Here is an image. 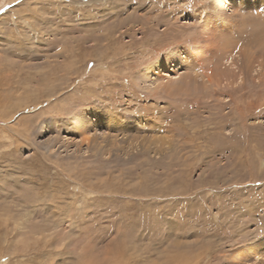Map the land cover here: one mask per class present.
Wrapping results in <instances>:
<instances>
[{
    "label": "rangeland",
    "instance_id": "obj_1",
    "mask_svg": "<svg viewBox=\"0 0 264 264\" xmlns=\"http://www.w3.org/2000/svg\"><path fill=\"white\" fill-rule=\"evenodd\" d=\"M0 10V264H225L264 239V0Z\"/></svg>",
    "mask_w": 264,
    "mask_h": 264
},
{
    "label": "bare ground",
    "instance_id": "obj_2",
    "mask_svg": "<svg viewBox=\"0 0 264 264\" xmlns=\"http://www.w3.org/2000/svg\"><path fill=\"white\" fill-rule=\"evenodd\" d=\"M162 2V1H161ZM197 25V24H196ZM189 31V30H188ZM196 37V36H195ZM177 40V39H176ZM187 40V39H186ZM213 45V44H212ZM216 48V47H215ZM215 51V50H214ZM229 64V63H228ZM219 66V65H218ZM233 67V66H232ZM249 71V70H248ZM264 72V71H263ZM262 73V72H261ZM218 75V74H217ZM212 76V74H211ZM209 77V76H208ZM261 77V76H260ZM206 78V77H205ZM210 78V77H209ZM216 78V77H215ZM262 78V77H261ZM260 78V79H261ZM213 79V78H211ZM215 80V79H214ZM219 80V79H218ZM243 80V79H242ZM208 81V80H207ZM247 81V80H246ZM211 82V81H210ZM213 82V81H212ZM264 84V83H263ZM221 85V84H220ZM2 99V98H1ZM246 112V111H245ZM84 122V121H83ZM92 122V121H91ZM246 122V121H245ZM84 124V123H83ZM90 121L87 126L84 125V129H91ZM237 132V131H236ZM97 136V135H96ZM97 137L93 138V141H97ZM86 141V140H85ZM115 141V140H114ZM99 142V141H98ZM97 142V143H98ZM117 142V141H116ZM145 144V143H144ZM97 148H101L102 145H96ZM104 148V147H103ZM127 148V147H126ZM102 149V148H101ZM96 150V149H95ZM103 150V149H102ZM105 150V149H104ZM103 150V151H104ZM148 151V149H147ZM123 152V151H122ZM174 189V188H173ZM239 198V197H238ZM208 201V200H207ZM220 201V200H219ZM224 204V203H223ZM253 204V203H252ZM264 207V206H263ZM262 208V207H261ZM199 212V211H198ZM230 212V211H229ZM232 215V214H231ZM263 215V214H262ZM113 216V215H112ZM205 217V216H204ZM237 218V216H236ZM227 220V219H226ZM239 223V221H238ZM229 226V225H228ZM264 233V232H263ZM211 235V234H210ZM227 235V234H226ZM238 236V235H237ZM253 238L243 249L237 248L231 255L225 258V264H264V239L257 242ZM80 242V241H79ZM217 248V247H216ZM262 253H259V252ZM258 252V253H257ZM202 254V253H201ZM256 261V262H255Z\"/></svg>",
    "mask_w": 264,
    "mask_h": 264
},
{
    "label": "snow or ice",
    "instance_id": "obj_3",
    "mask_svg": "<svg viewBox=\"0 0 264 264\" xmlns=\"http://www.w3.org/2000/svg\"><path fill=\"white\" fill-rule=\"evenodd\" d=\"M0 11H2V10H0Z\"/></svg>",
    "mask_w": 264,
    "mask_h": 264
}]
</instances>
